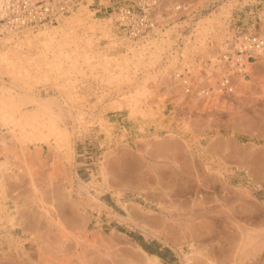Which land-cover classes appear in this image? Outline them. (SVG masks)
Wrapping results in <instances>:
<instances>
[{"label": "rangeland", "instance_id": "rangeland-1", "mask_svg": "<svg viewBox=\"0 0 264 264\" xmlns=\"http://www.w3.org/2000/svg\"><path fill=\"white\" fill-rule=\"evenodd\" d=\"M117 1L81 0L70 34L0 57L1 83L63 106L71 147L1 124L0 264H264V56L233 95H185L173 77L188 62L197 85H215L207 60L236 31L264 34V0H166L188 6L150 34L169 56L144 48L125 61L114 12L131 0ZM144 76L130 106L120 96Z\"/></svg>", "mask_w": 264, "mask_h": 264}, {"label": "built area", "instance_id": "built-area-1", "mask_svg": "<svg viewBox=\"0 0 264 264\" xmlns=\"http://www.w3.org/2000/svg\"><path fill=\"white\" fill-rule=\"evenodd\" d=\"M81 0H6L2 8L1 23L4 31L21 30L25 27L48 24L61 19L68 14ZM166 0H131L120 6L115 15V21L121 37L136 40L152 33L164 30V18L168 17ZM186 4H178L176 10H185ZM264 52V34L258 32H234L226 40L224 48L218 56L207 60L211 73L220 69L221 73L215 85L207 81L197 85L194 81L190 65L186 62L173 71V77L178 81L185 95L200 98L215 95L235 94L241 75L248 73L249 63L256 54ZM208 77V73L205 75ZM1 128L0 123V133Z\"/></svg>", "mask_w": 264, "mask_h": 264}, {"label": "bare ground", "instance_id": "bare-ground-1", "mask_svg": "<svg viewBox=\"0 0 264 264\" xmlns=\"http://www.w3.org/2000/svg\"><path fill=\"white\" fill-rule=\"evenodd\" d=\"M5 1L6 0H0V24H1L0 25V57L1 58L9 59L10 58L9 54H12V53L18 54L21 52L20 47L22 48V46H24L25 44L27 46H28V44L31 46V44H32L31 42H33L35 40V38H39L40 41H43L44 38L48 34H53V32L55 30H57V32H58V35H57L58 37L62 36L64 34L63 33L64 31L68 32L69 34L71 32V31H68L67 28L64 29V26H66L65 25L66 22L72 21L71 17H73V15L72 14L69 15L71 12L68 14H65L63 17H61V19L59 18L57 20H53L52 22H50L48 24H44V25H40V26H33V27L28 26V27H25L21 30H7V31L5 30L4 31L3 24L1 23V18L3 15L2 14V8H3V4ZM117 3H119V1L110 0V2L106 3L105 5L109 11H114V9L117 6ZM176 6H178V2L175 3V6H174L175 10H176ZM167 8H169V7H167ZM114 13H116V12H114ZM171 13H174V12H171ZM169 15H171L170 12H169ZM62 21H64L65 23ZM71 25H72V23H71ZM53 36H54V34H53ZM77 41L78 40H75L72 47L77 48V47H79V45H81L80 43H77ZM132 42L135 43V46L130 45V44H132ZM120 43H119L120 46H122L121 48H125V50L121 51L119 54L114 55V56L117 59H119V58L121 59V57H122L123 61H125V59H129V57H131L132 55L133 56L137 55V53L144 48H148V49L152 48L151 51L154 53L164 50V53L162 54V56L165 58L168 57L170 54V53L169 54L167 53V51L170 49V47L166 46L165 43L163 44L164 45L163 46L161 44L160 39L158 40V38L154 37L153 35H147L143 38H138L136 40H131V39H125L124 40V39H122V41H120ZM113 44H116L115 40L110 42L109 45H113ZM124 44H126V45H124ZM147 46H149V47H147ZM84 47H86V46H84ZM129 48H130V52H132V54H129L130 53V52H128ZM223 48H224V46H223ZM171 50H172V48H171ZM172 53H174V52H172ZM143 55H146V53ZM143 55H140V56H143ZM262 56H264V52H261L260 54H256L254 56V59L249 64H253V63H256V61L261 60ZM165 58L160 60V63L156 67V72L159 71V73H163V77L161 76L162 78H164V76H166V74L170 73V70L168 69V67L171 64L168 63V60H165ZM135 59H137V58H135ZM156 59H158V58H156ZM172 59H173V57H172ZM74 62L76 63V60H74ZM151 62L153 64V60ZM249 68H250V65H249ZM249 71L245 75L240 76V78H239L240 81H238L239 83H237L240 86V88L246 87V84H247L248 79H249L248 75H250ZM251 71H252V69H251ZM150 73H148V74H150ZM148 77H150V76H148ZM165 78H168V77H165ZM148 79L149 78H147V77L141 78V79H140V77H138V79H136V80H133V81L129 80L127 82V85H126L127 86L126 91H124L123 95H121L120 97L122 99H125L130 104V106L137 105L139 103L140 97L147 90H149V87H147V82H146V81H148ZM1 80H0V121H1L0 123L4 124L8 129H12V126H13V129L15 131V136L21 134L23 130L32 131L35 134H38V135L43 136V137H48L51 134H55V135H57L56 137L58 138L57 143L63 148H68L69 144H70L69 143V133H68L69 130H67V127L65 128V127L61 126L59 124L60 122H58V119H60L61 116L63 114H65L62 111L63 106H59V103L57 104L55 99H53L52 97H48V98L47 97L46 98H40V97L35 98V97H33L31 95V91H28V89L24 85H22L21 83L18 84L19 85L18 87L21 89V91H17L15 89H13L14 85H13V87H11L10 85L7 86L4 83H1ZM75 85L76 84H74V86ZM238 85H237V87L239 88ZM68 88H67V90L73 91L72 89L70 90V88L69 89ZM157 88H158V86H157ZM67 90H65L66 93H67ZM76 94H77V90H76ZM53 101L56 102V104L59 106L60 110H58V111L54 110V108L52 107V105L54 104ZM115 102H116V100H115ZM117 102L120 103V100ZM113 104H115L114 101H113ZM126 106H127V104H126ZM71 115H72V113H71ZM140 127H141V124H140ZM4 138H2V139H4ZM2 139L0 141L4 145L3 148L4 147L7 148L6 147L7 146L6 141H5L6 139L5 140H2ZM69 148H71V147H69ZM26 167H27V169H29L31 171V167L29 165H26ZM1 168L3 169L2 166H1ZM1 168H0V171L2 172L1 177L3 178V176L5 177V175H4L5 171L1 170ZM30 171H28V174L31 177V182L34 183L33 182L34 178L32 176V172H30ZM40 199H41V202L44 201V200L42 201L41 197H40ZM43 203H42V206L44 207ZM15 217H14V214H13V216H11V219H13L12 223L15 222L14 221ZM145 256L146 257L143 258L144 259L143 264H161V261L157 256H152L149 254H146ZM188 264H192V262L188 263Z\"/></svg>", "mask_w": 264, "mask_h": 264}]
</instances>
